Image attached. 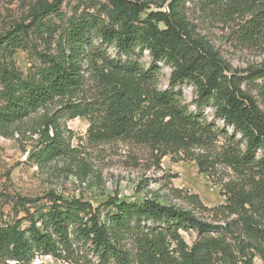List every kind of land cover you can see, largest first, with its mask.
<instances>
[{
	"label": "trees",
	"instance_id": "1",
	"mask_svg": "<svg viewBox=\"0 0 264 264\" xmlns=\"http://www.w3.org/2000/svg\"><path fill=\"white\" fill-rule=\"evenodd\" d=\"M65 1L38 0L25 21L0 34V129L58 105L41 122L40 142L29 156L39 166L74 151L61 120L85 118L89 142L128 141L160 159L194 161L202 174L225 167L237 180L222 184L226 203L213 209L178 190L174 197L188 208L158 197L114 196L94 207L52 191L41 198L14 195L13 216L0 213V263L32 264L42 256L66 264H253L255 256L264 261V112L252 95L264 105V64L233 73L194 36L186 16L188 3L211 9L233 0H104L69 17L61 11ZM151 4H167V11L144 15ZM261 30L264 7L245 33ZM54 34L56 55L35 51L40 65L23 77L12 64L15 53L28 49L32 36ZM143 52L152 60L147 68L139 60ZM159 63L171 68L165 90L157 86ZM85 64L95 92L75 103L88 84ZM183 83L194 87V110L182 103ZM207 109L211 121L205 119ZM205 213L233 218L208 222ZM181 232L196 238L188 244Z\"/></svg>",
	"mask_w": 264,
	"mask_h": 264
},
{
	"label": "rangeland",
	"instance_id": "2",
	"mask_svg": "<svg viewBox=\"0 0 264 264\" xmlns=\"http://www.w3.org/2000/svg\"><path fill=\"white\" fill-rule=\"evenodd\" d=\"M37 1L0 0V34L16 23L25 21L30 8ZM96 2L105 3L104 0H67L62 4L61 11L69 17L77 11H88L86 9ZM186 7L187 20L194 36L211 47L233 73L242 75L264 64V30L252 36L245 33L256 11L264 7V0H233L211 9L201 8L196 2L188 3ZM156 11L166 12L167 4L161 8L151 4L144 15ZM50 20L55 26L58 25L55 19ZM45 38L47 42H44ZM57 47L56 34L50 38L47 35L42 38L32 36L28 41V49L18 50L12 58V64L23 77H27L40 65L34 52L54 56ZM139 60L146 68L152 64L147 52H143ZM157 67V86L165 90L169 87L171 68L163 63L157 64ZM84 73L88 84L85 92L74 99L75 103L87 101L95 92L93 74L86 64ZM179 88L182 90V103L194 110L192 103L195 90L192 84L183 83ZM252 95L264 112L262 101L255 92ZM58 109V105H52L24 122L0 129V213L5 215L4 219L13 216L10 197L20 195L41 198L49 191L66 199L81 198L94 207L116 196L126 201L158 197L161 202L168 201L175 207L188 208L184 200L174 197L172 191L178 190L182 195H196L206 208L213 209L226 203L222 184L237 180L232 171L225 167L217 166L214 174H202L194 161L181 160L175 155L160 159L150 149L128 141L89 142L86 135L89 123L85 118L61 120L62 134L74 151L66 157L39 166L29 156L40 142L37 132L41 129V122ZM204 116L207 121H211L212 110L207 109ZM218 123L217 127L221 128L222 124ZM227 129L231 132L229 129L232 128ZM22 216L19 214L18 217ZM202 217L208 222H223L233 218L228 219L222 214L217 217L213 215L212 218L209 213L202 214ZM181 235L188 244L196 238L194 233L181 232ZM32 264L66 263L42 256L35 257ZM253 264H264V261L255 256Z\"/></svg>",
	"mask_w": 264,
	"mask_h": 264
}]
</instances>
